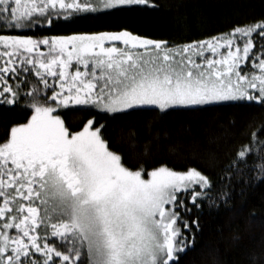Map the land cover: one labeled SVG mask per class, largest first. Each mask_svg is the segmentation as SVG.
I'll list each match as a JSON object with an SVG mask.
<instances>
[{"label": "snow or ice", "instance_id": "obj_1", "mask_svg": "<svg viewBox=\"0 0 264 264\" xmlns=\"http://www.w3.org/2000/svg\"><path fill=\"white\" fill-rule=\"evenodd\" d=\"M133 6L159 7L155 0H0V107L30 112L0 139V264H180L201 229L192 210L232 199L230 188L213 195L216 182L197 166H126L93 110L112 118L153 113L147 154L162 135L154 123L171 111L264 106V19L173 45L127 29L28 34ZM58 110L86 113L82 128L70 130ZM135 137L130 129L128 139ZM223 171L229 185L244 175L264 180V122ZM249 264H264V245Z\"/></svg>", "mask_w": 264, "mask_h": 264}, {"label": "trees", "instance_id": "obj_2", "mask_svg": "<svg viewBox=\"0 0 264 264\" xmlns=\"http://www.w3.org/2000/svg\"><path fill=\"white\" fill-rule=\"evenodd\" d=\"M155 3L159 7L133 6L130 11L75 23L61 20L51 31L45 25L28 34L69 35L127 29L173 45L209 38L264 19V0H155ZM196 109L171 111L163 121L154 123V130L159 129L162 135L158 141L153 140L147 154L144 149L152 140L148 125L153 113L116 114L115 118L96 110L93 114L106 124V138L112 149L122 155L126 166L135 168L141 162L148 170L159 162H166L175 170L197 166L216 182L213 195L221 189H231L232 199L227 206L210 207L205 200L200 209L192 210L190 215L192 219L199 216L201 229L194 250L180 254V264H249L252 251L264 245V180L249 181L244 175V183L238 176L229 185L222 177L236 150L249 142L252 129L264 122V106L255 101H233ZM58 112L72 131L82 128L87 115L82 111ZM29 116L30 112L22 106L12 111L0 107V139L12 125L26 122ZM130 129L136 132L135 143L128 139ZM252 159L249 158L250 162ZM240 167L245 174L249 172L248 166ZM252 214L255 218L249 219ZM237 233L241 236L239 242L232 239Z\"/></svg>", "mask_w": 264, "mask_h": 264}, {"label": "rangeland", "instance_id": "obj_3", "mask_svg": "<svg viewBox=\"0 0 264 264\" xmlns=\"http://www.w3.org/2000/svg\"><path fill=\"white\" fill-rule=\"evenodd\" d=\"M205 39H207V38H205ZM249 66H250V62H249ZM224 103H226V102H224Z\"/></svg>", "mask_w": 264, "mask_h": 264}]
</instances>
